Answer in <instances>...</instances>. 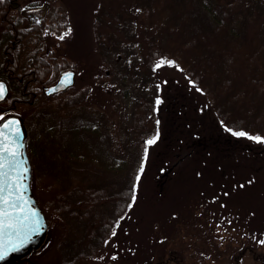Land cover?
I'll list each match as a JSON object with an SVG mask.
<instances>
[{"label": "rangeland", "instance_id": "374dc122", "mask_svg": "<svg viewBox=\"0 0 264 264\" xmlns=\"http://www.w3.org/2000/svg\"><path fill=\"white\" fill-rule=\"evenodd\" d=\"M19 1L28 20L45 16L52 8L61 10L65 27L59 34L45 31V41L58 60L76 70L75 83L68 88L74 95L69 104L40 97L31 108L21 106L17 112L28 133L31 188L48 226L42 245L16 264H264V234H260L264 231V160L234 153L224 160L228 163L224 173L220 172V162L211 163L214 158L200 152L178 160L190 150L195 135L207 139L220 127L206 108L204 95L180 69L164 66L153 71V59H145L150 42L144 37L142 14L131 11V20L119 27V45L109 46L103 37L96 42L92 29L99 0ZM30 3L39 6L28 8ZM260 13L264 17V5ZM48 23L46 18L44 25ZM153 27L151 39L158 40L157 26ZM68 29L70 35L57 39ZM5 33L0 18V41ZM263 36L260 33L261 39ZM104 59L112 64L109 77H103ZM14 95L10 89L0 105ZM38 113L43 117L38 118ZM37 120L55 125L56 141H62L61 133H75L78 147L86 142L93 148H111L124 162L125 172L107 173L94 159L84 156H78L71 168L59 143H49L37 133ZM81 120L96 121L97 131L109 136L95 140L94 129H70ZM141 124L145 127L140 128ZM157 131L159 139L148 148L137 201L115 237L109 235L112 228L107 225L112 219V199L101 200L96 207L103 209L105 227L92 222L100 214H89V203L83 199L77 206L55 213L62 195L70 202L79 200L74 195L76 185L104 187L106 192L119 195L125 187L132 190L144 142ZM78 133H85L86 138L80 139ZM175 162L177 166L163 177L164 169ZM60 198L58 204L50 202ZM84 213L88 214L85 219L80 216ZM206 221L208 225L202 226ZM249 231H255L256 238L248 236ZM113 255L116 260L111 259Z\"/></svg>", "mask_w": 264, "mask_h": 264}, {"label": "trees", "instance_id": "16d2710c", "mask_svg": "<svg viewBox=\"0 0 264 264\" xmlns=\"http://www.w3.org/2000/svg\"><path fill=\"white\" fill-rule=\"evenodd\" d=\"M263 5L264 0H99L96 5L92 24L96 42L99 43L103 37L109 46H118L119 27L131 20L132 12L138 11L142 14L144 37L150 42L145 59H153L152 67L161 58L175 61L184 77L204 95L206 108L214 115L220 128L215 135L208 134L207 139L195 135L197 138L191 139V151L180 154L179 161L200 152L209 159L214 158L210 160L211 163L214 160L220 162V172L224 173L228 165L224 160L234 153L251 154L253 158L264 160V143L233 136L225 130L228 128L244 131L250 136L264 137V36L260 38V33H264V17L260 13ZM36 6L39 5H27L28 8ZM60 11L59 8L48 10L44 20L47 18L49 23L44 25L43 20L40 23L29 22L22 15L19 0L0 1V18L6 27L4 38L0 41V78L7 81L15 94L7 104L0 105V115L7 111L18 112L21 106L31 108L40 97H47L41 90L42 85L54 82L66 69L76 70L74 66L58 60L45 41V31L59 34L65 27ZM154 25L158 33L155 42L151 39L153 32L150 31V26L154 29ZM104 64L106 70L103 77H109L112 64L109 59H104ZM67 90L55 94L53 98L69 104V99L74 95ZM205 103H201V106ZM37 117L43 115L38 113ZM36 125L40 136L47 138L49 143H59L71 168L77 163L78 156H84L94 159L96 165L107 173L125 172L124 162L115 156L111 148L104 145L93 148L86 142L82 144L83 147H78L75 133H61L62 141H56L55 125L39 120ZM98 127L96 121L81 120L72 124L70 129H81L80 132L94 129L95 140L107 138L109 133H99ZM144 127L141 124L140 128ZM78 135L80 139L86 138L85 133ZM177 163L164 169L163 177ZM75 187L74 195L79 200L70 202L62 195V201L61 198L50 201L57 204L62 202L54 209L55 213L71 209L75 204L77 206V202L86 200L90 206L89 214H100L92 222L105 227L101 216L103 209L96 207L101 200L112 199L114 206L108 227L112 228L121 215H126L125 219L129 217L130 210L126 207L131 202L129 188L125 187L124 194L119 195L106 192L104 187L91 188L83 184ZM74 214L78 215V212ZM87 215L84 213L80 216L85 219ZM207 225L208 221L202 224ZM253 232L246 234L255 237L256 233ZM260 234L263 235L264 231ZM76 258H73V263Z\"/></svg>", "mask_w": 264, "mask_h": 264}, {"label": "snow or ice", "instance_id": "6c2138e0", "mask_svg": "<svg viewBox=\"0 0 264 264\" xmlns=\"http://www.w3.org/2000/svg\"><path fill=\"white\" fill-rule=\"evenodd\" d=\"M40 23V21H37ZM71 29L61 33L57 36V39L64 40L68 35H70ZM47 34V32L45 33ZM164 66L170 67H178L173 60H169L167 58H161L156 61L153 71H156ZM72 72H66L63 74L62 78L59 81L60 87H68L72 84ZM59 88L49 89V93L58 91ZM5 86L0 83V100H3L6 95ZM197 91H201L197 88ZM161 101L159 99L156 100V104L159 105ZM0 120H3V117H0ZM11 124L16 125L15 132H8L7 129ZM226 131H230L233 136L237 137H247L250 140H253L257 143H264V137L261 136H250L248 133L244 131H233L232 129H225ZM7 138V139H6ZM22 139V135L19 129V121H10L6 122L3 125H0V260H3L7 254V251H15L18 250L15 245L11 248L6 249L5 247V236L7 235L11 240L13 233L19 235L20 227L24 225V221L28 219V216L25 215L23 219L19 215L14 214L12 210H19L24 207V204L27 203L26 200L23 199L21 192L24 190V185L22 184V179L26 176L28 169L24 167L25 161L20 159L21 152L20 149L23 148V144L20 143ZM159 139V131L155 133L151 138L147 139L144 147L143 157L140 163V166L137 170V175L135 177V183L132 186L131 190V202L127 204V209L131 210L133 205L137 201L136 190L137 186L141 179V174L144 172V162L148 158V148L155 144ZM8 140L14 145L13 150H9ZM22 168L23 171L19 172L18 169ZM16 173L15 177L13 173ZM243 187V186H241ZM34 215V213H32ZM126 218V215H121L119 219L115 221V225L111 229V237H115L117 235V229L120 227V222ZM26 239H31L30 236H27ZM109 241L106 240L105 244H108ZM264 243V241H261ZM102 259V257H101ZM112 260H116L117 257L113 255L111 257Z\"/></svg>", "mask_w": 264, "mask_h": 264}, {"label": "water", "instance_id": "95a60500", "mask_svg": "<svg viewBox=\"0 0 264 264\" xmlns=\"http://www.w3.org/2000/svg\"><path fill=\"white\" fill-rule=\"evenodd\" d=\"M66 72L73 73L72 84L69 85L68 87H60L59 81L62 78L63 74ZM74 82H75V71L72 69H67L58 76L57 80L53 84L47 86L44 92L47 96H50L55 93L65 91L67 88L73 86ZM0 83H2L7 90L5 98L3 100H0V102H2L6 99V96L8 94V86L4 79L0 78ZM52 88H59V90L56 92L49 93L48 90ZM0 117H3V120H0V125H3L6 122H10V121H19V129L22 135V139L20 140V143L23 144V148L20 149L21 152L20 159L26 162L24 164V167H27L28 169L26 176H24L22 179V184L25 187L24 190L21 192L23 199L26 200L27 203L24 204V207L22 209L12 210L14 211V214L19 215L21 219H23L25 215L28 216V219L25 220L24 225L20 227L19 235L13 233L11 240L7 235L5 236L6 249H9L13 245H15L18 250L7 251L5 258L3 260H0V264H16L21 262L30 252H32L33 250L37 249L42 245V243L45 241L46 238L48 223L31 188V178H32L31 163L27 153V131L24 125V121L22 117L15 112H6ZM15 129H16V125L11 124L7 129V131L14 133ZM7 142H8L9 150L10 151L13 150L14 145L11 143V141L8 140ZM17 171L22 172L23 169L20 168ZM15 175L16 173L14 172L13 176L15 177ZM32 213H34V215ZM27 236H30L31 239L30 240L26 239Z\"/></svg>", "mask_w": 264, "mask_h": 264}, {"label": "flooded vegetation", "instance_id": "af4514ba", "mask_svg": "<svg viewBox=\"0 0 264 264\" xmlns=\"http://www.w3.org/2000/svg\"><path fill=\"white\" fill-rule=\"evenodd\" d=\"M44 17L45 16H37V17H32V18H29V22H33V21H41V20H43L44 21V24H45V20H44ZM1 79H3V78H1ZM5 80V79H4ZM6 81V80H5ZM56 81V80H55ZM54 81V82H55ZM54 82H52V83H49V84H44V85H42V87H41V90H42V92H43V94H44V91H45V88H46V86H48V85H51V84H53ZM6 83H7V81H6ZM75 83V82H74ZM7 86H8V92L10 93V86H9V84L7 83ZM35 94V93H34ZM45 95V94H44ZM50 97H55L54 95H50ZM29 102H32V101H29ZM5 113V112H4ZM1 116V115H0ZM27 141H28V133H27Z\"/></svg>", "mask_w": 264, "mask_h": 264}]
</instances>
